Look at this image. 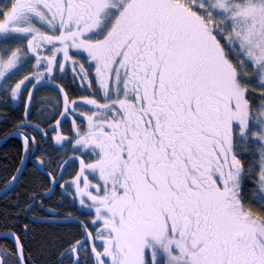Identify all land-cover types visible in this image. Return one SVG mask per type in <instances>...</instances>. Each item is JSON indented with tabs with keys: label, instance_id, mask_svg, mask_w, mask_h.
Wrapping results in <instances>:
<instances>
[{
	"label": "snow or ice",
	"instance_id": "6c2138e0",
	"mask_svg": "<svg viewBox=\"0 0 264 264\" xmlns=\"http://www.w3.org/2000/svg\"><path fill=\"white\" fill-rule=\"evenodd\" d=\"M0 145V264H264V0H0Z\"/></svg>",
	"mask_w": 264,
	"mask_h": 264
},
{
	"label": "trees",
	"instance_id": "16d2710c",
	"mask_svg": "<svg viewBox=\"0 0 264 264\" xmlns=\"http://www.w3.org/2000/svg\"><path fill=\"white\" fill-rule=\"evenodd\" d=\"M66 82L69 84L70 87V93L73 96H80V95H86L88 94L87 91H85L84 89H81L78 81H76L75 83H72V76L71 73L69 71L68 76L66 77ZM64 128L67 131L70 127V118L64 121ZM8 150V146L7 145H2L0 147V153H3L4 151ZM71 165H69V171L71 170Z\"/></svg>",
	"mask_w": 264,
	"mask_h": 264
},
{
	"label": "rangeland",
	"instance_id": "374dc122",
	"mask_svg": "<svg viewBox=\"0 0 264 264\" xmlns=\"http://www.w3.org/2000/svg\"><path fill=\"white\" fill-rule=\"evenodd\" d=\"M78 84H79V81H78Z\"/></svg>",
	"mask_w": 264,
	"mask_h": 264
},
{
	"label": "water",
	"instance_id": "95a60500",
	"mask_svg": "<svg viewBox=\"0 0 264 264\" xmlns=\"http://www.w3.org/2000/svg\"><path fill=\"white\" fill-rule=\"evenodd\" d=\"M2 145H0V147H1Z\"/></svg>",
	"mask_w": 264,
	"mask_h": 264
}]
</instances>
